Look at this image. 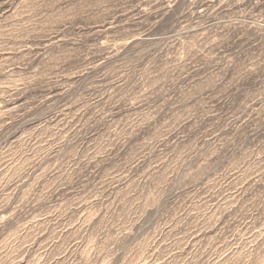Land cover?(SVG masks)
<instances>
[{"label": "rangeland", "instance_id": "374dc122", "mask_svg": "<svg viewBox=\"0 0 264 264\" xmlns=\"http://www.w3.org/2000/svg\"><path fill=\"white\" fill-rule=\"evenodd\" d=\"M0 264H264V0H0Z\"/></svg>", "mask_w": 264, "mask_h": 264}]
</instances>
